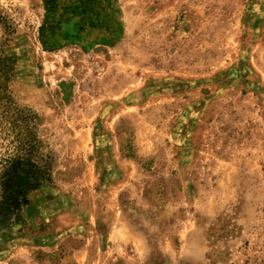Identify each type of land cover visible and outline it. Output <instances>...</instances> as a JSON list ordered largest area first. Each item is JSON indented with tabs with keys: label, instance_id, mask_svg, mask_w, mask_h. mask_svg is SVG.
Returning <instances> with one entry per match:
<instances>
[{
	"label": "rangeland",
	"instance_id": "rangeland-1",
	"mask_svg": "<svg viewBox=\"0 0 264 264\" xmlns=\"http://www.w3.org/2000/svg\"><path fill=\"white\" fill-rule=\"evenodd\" d=\"M1 56L0 264H264V0H0Z\"/></svg>",
	"mask_w": 264,
	"mask_h": 264
},
{
	"label": "trees",
	"instance_id": "trees-1",
	"mask_svg": "<svg viewBox=\"0 0 264 264\" xmlns=\"http://www.w3.org/2000/svg\"><path fill=\"white\" fill-rule=\"evenodd\" d=\"M1 59L9 63L2 56ZM9 66L3 64L1 68L6 76L10 74ZM35 158L34 151L27 148L0 163V220L14 214L30 193L49 182L47 168L38 165Z\"/></svg>",
	"mask_w": 264,
	"mask_h": 264
},
{
	"label": "crops",
	"instance_id": "crops-1",
	"mask_svg": "<svg viewBox=\"0 0 264 264\" xmlns=\"http://www.w3.org/2000/svg\"><path fill=\"white\" fill-rule=\"evenodd\" d=\"M119 217V216H118Z\"/></svg>",
	"mask_w": 264,
	"mask_h": 264
}]
</instances>
